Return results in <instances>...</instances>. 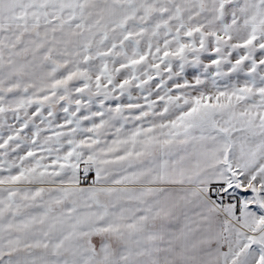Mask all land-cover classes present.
Returning a JSON list of instances; mask_svg holds the SVG:
<instances>
[{
  "label": "snow or ice",
  "instance_id": "6c2138e0",
  "mask_svg": "<svg viewBox=\"0 0 264 264\" xmlns=\"http://www.w3.org/2000/svg\"><path fill=\"white\" fill-rule=\"evenodd\" d=\"M0 264H264V0H0Z\"/></svg>",
  "mask_w": 264,
  "mask_h": 264
}]
</instances>
